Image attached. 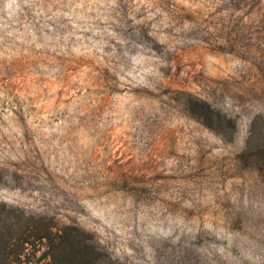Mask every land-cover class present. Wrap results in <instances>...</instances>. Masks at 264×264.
Returning a JSON list of instances; mask_svg holds the SVG:
<instances>
[{
  "label": "rangeland",
  "instance_id": "1",
  "mask_svg": "<svg viewBox=\"0 0 264 264\" xmlns=\"http://www.w3.org/2000/svg\"><path fill=\"white\" fill-rule=\"evenodd\" d=\"M256 115L264 0H0V202L110 264H264Z\"/></svg>",
  "mask_w": 264,
  "mask_h": 264
},
{
  "label": "trees",
  "instance_id": "2",
  "mask_svg": "<svg viewBox=\"0 0 264 264\" xmlns=\"http://www.w3.org/2000/svg\"><path fill=\"white\" fill-rule=\"evenodd\" d=\"M188 103L191 113L207 128L222 135L227 127L234 128L231 119L221 115L209 102L190 96ZM260 117H253L244 147L237 154L238 161L244 165L264 166V121ZM90 241L69 226L57 230L41 219L25 220L22 214L0 202V264H29L24 257L29 250L42 245L45 250L41 259L46 260L45 264H110L101 249Z\"/></svg>",
  "mask_w": 264,
  "mask_h": 264
}]
</instances>
